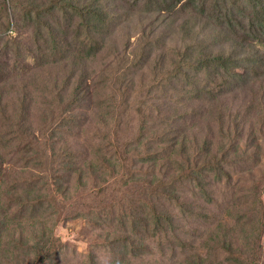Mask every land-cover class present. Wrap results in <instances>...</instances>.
<instances>
[{
	"label": "trees",
	"instance_id": "trees-1",
	"mask_svg": "<svg viewBox=\"0 0 264 264\" xmlns=\"http://www.w3.org/2000/svg\"><path fill=\"white\" fill-rule=\"evenodd\" d=\"M124 1L0 0V264H264V185L232 179L264 140V0H187L210 23L148 39L152 0Z\"/></svg>",
	"mask_w": 264,
	"mask_h": 264
},
{
	"label": "rangeland",
	"instance_id": "rangeland-1",
	"mask_svg": "<svg viewBox=\"0 0 264 264\" xmlns=\"http://www.w3.org/2000/svg\"><path fill=\"white\" fill-rule=\"evenodd\" d=\"M115 1L116 2H114L113 4H117V5L113 6L111 9L115 10L116 13L121 14L128 7V5L125 3L124 0H115ZM186 1L187 0H179L177 2V4L170 11H166V10L156 9L155 0H152L151 6L148 8L154 9V11L148 10V13H146L143 17H139L143 21V23H142L143 25L147 24L150 26V27L149 26H147V27L151 28L150 30H148L149 34L145 35V38L146 39L153 38V36L159 37V35L163 36L161 31H164L167 27L171 30L172 33L173 32L175 33V31L178 30V28H177L178 25L181 24L185 19L188 21V23L192 22L193 24H196V25H197V23H200L201 27L203 26L204 23H210V21H208L206 19V17L209 16V9L207 7L203 13L204 14L203 16H199L196 14L189 13V11H187V14H185L186 11L185 12L182 11V5H184L186 3ZM204 3L206 5H210L213 3V0H205ZM134 9H136L137 12L143 10L141 7H138V6H135L132 10L134 11ZM191 11H192V9H191ZM195 11H197V10H195ZM188 13H189V15H188ZM207 18L209 19V17H207ZM132 23L134 24L133 19H132ZM124 32H126V31H124ZM116 33L119 35L118 32H116ZM10 34H12L14 36L17 35L14 27L11 28ZM138 34H140L139 29H136L135 27L130 29V35H131L130 39L131 40H133ZM120 36H122V35H120ZM142 39L144 40V38H142ZM173 43H176V42H173ZM252 46L260 49L264 53V44L254 42V43H252ZM98 62H99V60H98ZM37 100L38 99H36L35 101H37ZM184 102L186 103V106H188V105L190 106L191 104L197 103V101H195V99L185 100ZM42 103H41V100L39 99L38 104H42ZM84 106H85V108L76 107L73 111L69 110L70 114H73L76 117L80 115L79 118L81 120H83L82 126L70 128V130L72 132H76L78 129L81 128V130H80L81 140H82L83 134H84L82 128H89V130L97 128L98 127L97 123L99 122V121L97 122V119L95 118V115H96L95 106L96 105H94L93 102H88V103H84ZM53 108H57V106H54ZM49 111H51V110H49ZM31 113H33V111H31ZM42 122H44V121H42V120L37 121L36 126ZM93 122H94V126H93ZM75 140H80V139H75ZM260 140L263 141V143L261 144V147L255 148L257 150V156L260 158L259 163H257L255 166L250 167L249 170H243L242 169L244 167V164L242 162H245L248 159L254 158V157H252L254 153L251 152L250 153L251 158L246 155L247 157L245 159H239V161H237L234 164L235 168H236V170H238V172L232 175V179L234 180V182L235 181L237 182V180H238L237 183L239 185L240 184L242 185L240 187L243 188V192H244V188H246L247 186H252L254 184H258V182L264 185V160H263V157H264V151H263L264 140L262 138V135L260 136ZM254 146H255V144L253 143V141H251L247 138L246 142L242 143L240 147H241V150L243 149L242 147H247L244 150L246 152H248V151L254 149ZM230 156H231V157H229L230 159L233 158V154ZM239 169H240V171H239ZM232 188L234 189L233 184H232ZM262 198L264 201V194L262 195ZM109 199L110 198L107 197V201H109ZM83 226H84V224L81 220H78V219L75 220L74 219V220H68V221L60 222L55 229L56 235H58L63 240V242L68 245V249H72V247H73V249H76V255H77L76 258H80L79 253H82L81 256H84L83 252L86 253L89 250L88 245H87V241L85 239V237L87 236V234L89 232L85 233L84 231H82ZM87 237L91 238L90 235H88ZM261 249L264 252V234H263L262 239H261ZM98 256L100 257V259L103 262H105L107 260V255L103 256L102 254H100ZM72 260H73V264H76V262H75L76 259L73 258ZM37 264H41V263H37Z\"/></svg>",
	"mask_w": 264,
	"mask_h": 264
}]
</instances>
